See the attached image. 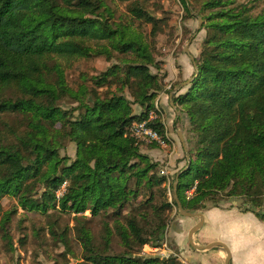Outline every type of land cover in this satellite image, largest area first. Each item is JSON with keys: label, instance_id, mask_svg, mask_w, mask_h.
<instances>
[{"label": "trees", "instance_id": "16d2710c", "mask_svg": "<svg viewBox=\"0 0 264 264\" xmlns=\"http://www.w3.org/2000/svg\"><path fill=\"white\" fill-rule=\"evenodd\" d=\"M121 1H131L132 20L151 23L155 36L159 19L146 8L150 0ZM181 2L190 14L189 0ZM199 2L206 36L190 87L174 98L187 109L196 148L190 149L173 202L196 211L205 199L226 193L244 198L245 210L264 220V11L232 6L233 0L192 4ZM112 17L106 0H0V115L23 121L9 129L11 135L0 131V200L10 195L26 210L46 213L59 206L77 214L85 255L75 264H181L143 252L145 245L160 247L164 241L172 203L156 202L149 193L154 187L164 193L165 177L140 151L130 126L148 118L164 86L149 68H159L150 42L132 20ZM115 53L124 54V64L83 75L92 85H68L63 60H110ZM11 90L16 93L8 95ZM65 98L77 104L65 109L59 103ZM132 103L142 107L141 114L135 115ZM150 125L165 136L161 121ZM66 140L76 144L71 162L60 154ZM64 182L66 190L57 197ZM140 195L146 206L137 210L133 202ZM88 210L92 216L103 211L113 221L102 242L83 222ZM115 234L123 250L108 254Z\"/></svg>", "mask_w": 264, "mask_h": 264}, {"label": "rangeland", "instance_id": "374dc122", "mask_svg": "<svg viewBox=\"0 0 264 264\" xmlns=\"http://www.w3.org/2000/svg\"><path fill=\"white\" fill-rule=\"evenodd\" d=\"M194 1L189 0L190 14L185 10L181 0H150L147 2V10L159 19L156 34L153 36L151 23L140 19L132 20L129 11L131 1L106 0L114 11V17L111 20L117 22L132 20L134 28L142 33L145 41L152 45L154 58L159 63V68L149 65L150 71L158 74L164 86L155 99V105H158L159 110L155 108L151 111L157 113L156 120L163 123V132L169 146L152 147L148 143L137 142L140 151L147 154L152 162L157 163L154 171L161 177H165L164 193H160V188L157 187L151 189L149 193L155 195L156 202L168 199L172 206L168 210V227L161 246L145 245L143 252L154 256L161 255L158 258H173L181 264H192V261L184 257L182 253L184 250L193 248L187 236L193 226L191 223L196 218L183 215L173 199L176 198V188L181 172L189 167L190 149L196 148L197 135L190 131L186 107L177 103L174 98L185 93L190 87V84L185 81L193 78L197 70L192 58L195 60L199 56L203 39L206 36V29L203 28L205 20L201 21V18L203 20V14L200 12L202 2L192 4ZM236 4L252 6L256 14L264 11V0H233L231 5ZM124 57V54L115 53L110 60L105 55L63 60L66 81L75 90L82 82L92 85L89 80L84 81L82 76L86 75L91 78L107 70L113 64H124L122 61ZM126 57L131 58L132 55ZM106 89V87L103 88L104 91H109ZM15 93L14 90L7 92L8 95ZM124 93L133 99L128 90ZM59 103L65 109H70L77 104L72 98H65ZM132 107L135 115L141 114L142 107L139 104L132 103ZM22 124L23 121L16 115L9 113L0 115L1 132L10 134L11 127H19ZM59 126L60 124H57V127ZM60 154L71 162L76 157V144L71 140L64 141ZM67 185L68 183L64 182L56 193L66 188ZM40 188L38 191L41 190ZM190 190L185 192L187 197ZM234 202L244 210L248 207L244 198L230 197L222 193L213 200L205 199L203 202L205 207L196 211L201 212L215 205L232 206ZM133 206L137 210L145 208L146 204L143 202L142 195L134 200ZM128 210L130 207L125 212ZM83 215L85 226L95 235L96 241L102 242L105 226L108 222L113 225V221L107 218L103 211L98 216H92L89 210ZM7 216L9 220L5 222ZM76 217L77 214L74 212L62 210L59 206L49 209L46 213L26 210L18 205L15 197L3 196L0 200V264H75L83 261L85 249L79 238L77 229L79 224ZM63 231H66L65 237L60 236ZM122 250L120 238L115 234L105 252L117 254ZM88 264L93 263L88 262Z\"/></svg>", "mask_w": 264, "mask_h": 264}, {"label": "crops", "instance_id": "0c3cea01", "mask_svg": "<svg viewBox=\"0 0 264 264\" xmlns=\"http://www.w3.org/2000/svg\"><path fill=\"white\" fill-rule=\"evenodd\" d=\"M235 203L203 209L204 223L194 233L193 240L200 246L213 241L225 243L229 248V264H264V220ZM192 218H196L191 223L194 226L199 217ZM182 254L192 264H225L228 257L227 250L222 246L203 250L193 247Z\"/></svg>", "mask_w": 264, "mask_h": 264}, {"label": "built area", "instance_id": "2783aa9c", "mask_svg": "<svg viewBox=\"0 0 264 264\" xmlns=\"http://www.w3.org/2000/svg\"><path fill=\"white\" fill-rule=\"evenodd\" d=\"M156 109L159 110L157 104H156ZM156 114L157 113H155L154 111H151L147 119L132 122L130 126V133L139 142L148 143V144L156 143L158 144V146L165 148L169 146L166 137L161 135L156 128L150 125L151 121L156 120L157 118ZM65 190H66L65 187L63 188V190H60L57 193V197H61L65 192ZM193 191L194 188L188 191L189 192L188 197L192 195Z\"/></svg>", "mask_w": 264, "mask_h": 264}, {"label": "water", "instance_id": "95a60500", "mask_svg": "<svg viewBox=\"0 0 264 264\" xmlns=\"http://www.w3.org/2000/svg\"><path fill=\"white\" fill-rule=\"evenodd\" d=\"M201 21H203L202 20V18H201ZM193 59V61H194V64H195V60H194V58H192ZM196 68H197V66H196ZM193 81V78H190L188 81H186V83L187 84H190L191 82ZM181 139L183 140V136L181 135ZM178 207H179V210H180V212L183 214V215H185V216H188V217H199V221H198V223L196 224V225H194L190 230H189V233H188V238H189V242H190V244H191V246L192 247H194V248H197V249H211V248H214V247H217V246H222V247H224L226 250H227V252H228V257H227V259H226V261H225V264H229V248H228V246L225 244V243H223V242H221V241H213V242H211V243H208V244H206V245H203V246H200V245H197L195 242H194V240H193V235H194V233L196 232V231H198V229L203 225V223H204V214L202 213V212H199V211H185L184 209H183V206H182V204H181V202L178 200ZM150 258H152V257H154V255H150L149 256ZM156 257H161V255H156Z\"/></svg>", "mask_w": 264, "mask_h": 264}]
</instances>
